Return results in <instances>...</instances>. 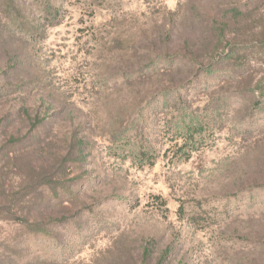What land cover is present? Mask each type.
<instances>
[{"label":"rangeland","instance_id":"rangeland-1","mask_svg":"<svg viewBox=\"0 0 264 264\" xmlns=\"http://www.w3.org/2000/svg\"><path fill=\"white\" fill-rule=\"evenodd\" d=\"M257 87L264 0H0V264H264Z\"/></svg>","mask_w":264,"mask_h":264},{"label":"trees","instance_id":"trees-1","mask_svg":"<svg viewBox=\"0 0 264 264\" xmlns=\"http://www.w3.org/2000/svg\"><path fill=\"white\" fill-rule=\"evenodd\" d=\"M12 0H9V3H11ZM48 5V3H47ZM216 22H212L210 24V27H213L212 30H216L218 31L217 34H221V37L223 35V33L218 30L215 26H216ZM221 40V39H220ZM223 44V41H219V42H213L209 45H207V48L204 50V52L202 53H196L194 51H191V56L190 59L188 60V62L190 63V65L192 66H195L196 70L197 71H200V72H206L208 70L211 69V66L209 65L208 66V60H211L212 58H215V56L217 55V46L219 45H222ZM224 50H225V56L223 58L227 59V60H230L232 57L238 55V54H245V53H249L248 52V49L245 47V46H235L233 44V42H224ZM252 54V52H250ZM188 54H190V52H188ZM213 55V57L211 58L210 56ZM207 57H210V58H207ZM245 57H248V56H245ZM244 65H242L241 67H243ZM259 90L261 91L260 93L264 94V89L260 88V87H257L255 92ZM254 91V90H253ZM164 95V92L161 93V96ZM205 130V127L203 126V124H198V125H189L188 128L186 129V132L188 134V136H193V135H196V134H199V133H203ZM149 150L147 149H140V151L138 152V155L142 158H148L149 157V153H148ZM179 210L182 211V207L180 206L179 207Z\"/></svg>","mask_w":264,"mask_h":264}]
</instances>
